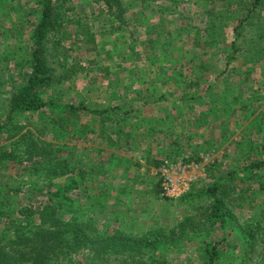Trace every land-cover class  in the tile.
Segmentation results:
<instances>
[{
  "label": "trees",
  "instance_id": "16d2710c",
  "mask_svg": "<svg viewBox=\"0 0 264 264\" xmlns=\"http://www.w3.org/2000/svg\"><path fill=\"white\" fill-rule=\"evenodd\" d=\"M94 1L106 7L109 26L102 34L104 37L109 33L120 37L121 33L125 32V26L130 24L129 15L133 17V23L139 26L140 19L146 17V10H151L153 4H161H159V9H156V12L163 17L158 26L159 30L151 32L147 28L151 39L146 40L145 44L155 54L157 53L156 47L161 48L159 51L162 57H153L152 65H159L157 71L163 70L162 76L167 78L161 81V84L163 86L171 84L173 89L168 92L172 94L170 96L175 99L174 102L178 103L174 107L180 106L181 108L187 105L188 109L185 112L183 107L180 109V112H183L180 114L183 121L186 116H189L187 115L189 111L195 112L196 122L205 120L204 116L207 118L212 116L213 120L224 122L222 125L224 131L229 126L241 124L239 118L249 120L257 112L256 101L264 97L259 94L258 90H253L254 95L250 97L251 100L246 101L240 87L245 81L252 82L256 73H260L264 84V0H190L193 7L198 10V15L202 16L200 21L202 26L196 24L190 27H188L186 15L180 12L182 0ZM19 2L22 3L20 7H18ZM3 3H7L14 11L23 6L24 9L26 6L33 8L30 12L36 17V21L29 31H26L25 21L20 20L16 23L9 18L10 20H7L11 22V28L6 33L0 30V37H7V32L13 31L15 44H18L22 50L26 44L25 41L30 42L28 56L21 54L18 57L17 52L11 49V44L0 41V63L4 61L6 65H10L13 61V68H9L8 75L5 74L7 79L0 78V85H3V89L10 88L7 93L5 112L3 116H0V167L9 162L33 164L32 177L35 180L32 183L29 202H34L36 197L42 196L47 197L48 201L47 203L41 202L36 209L22 205L12 208V214L9 215H19L20 219L11 221L9 218V227H5L4 230L0 228V264H63L66 257L78 254L84 249L90 250L99 260L115 258L121 259L120 264H149L150 255L155 250L162 252L160 248H165L160 246L164 244L160 236H163L166 243H171V245L174 242L176 245L184 243L187 245L198 239L197 248L208 256L209 264H217L220 259L219 262L223 264V255L220 252L222 250L218 248L221 241L209 242L210 238L220 228L222 229V241L226 242L228 236L238 226L242 234L241 245L238 248L242 251L240 255L235 254V256L232 253L236 246L233 247L234 250L230 254L233 257L229 259L228 264L239 262L241 264H264V248L260 247L264 246V232L259 233L263 224L257 223L254 219L243 225H237L235 221L237 220L235 210L241 207L243 202L249 200L246 194L253 189L250 188V183L256 182L259 191H264V160L262 159L249 158V161L243 162L238 168L216 179L207 190V194L211 197L209 205L202 209L197 217L185 219L169 232L161 229L154 232L157 240L150 238L153 243L148 244V236L136 239L122 233L116 235L100 233L92 223L81 221L75 215V204L67 202L65 197L67 188L55 182L60 177L66 176L67 168L71 169L70 161L59 160L58 146L42 137L49 132L58 138L60 131L65 136L68 135L69 131L65 129V126H74L76 123L71 121L67 115H75L83 111L99 116L103 118V121L106 120V115L111 114L113 123L124 122L130 125L131 132L129 133L122 132L123 127H111V131L115 130L116 135L114 132L113 134L117 137H122L123 133L126 138L135 137L137 131L134 130L142 129L143 122L140 123L141 119L137 118L136 121H132V124L128 111L120 112L123 109L121 107H112L113 109L98 107L91 110L82 104L64 103L60 98L62 86L72 80L79 69L84 70V67L80 66L68 67L61 55L67 38L71 37L69 28L73 24L70 17L74 11L73 0H0V6ZM167 16L174 17L171 23L173 29L167 27L169 24L166 21ZM228 29H231L230 33ZM82 30L83 32L78 34L85 35L84 43L95 44L97 42L95 33H92L93 27L86 28L85 26ZM152 35H156V38L153 39ZM183 37L192 40L191 45L195 48L194 51L186 54L187 57H191L189 62L192 64L188 67L190 75H185L181 68L185 58L183 51H179L180 60L170 61L175 54V51H172L179 48L178 44L184 39ZM107 38L109 42H113L110 36L107 35ZM174 40L177 41L175 47L173 46ZM84 48L86 50L87 47ZM129 48L132 53L135 51L133 46ZM199 50H201L200 53L197 52ZM124 53L125 51H112L113 55L121 57L122 62H127L128 57ZM214 53H220L217 58V74L215 73L217 81L210 83L207 77L208 72L213 71L215 58L212 54ZM107 58L112 60L111 57ZM196 59L198 60L195 61ZM91 64L95 65V62L92 61ZM222 67L224 69L221 71ZM97 69L103 74L107 71L100 67ZM223 74L226 76L220 82L218 78ZM232 78L239 80L235 87L229 81ZM113 80L109 79V82ZM111 82L110 90L121 88L120 85L117 86ZM204 84L207 87L201 91ZM204 94L208 100H213L214 106L209 107V102L204 105L202 102ZM150 97L151 99L148 100L150 103H165L168 99L167 93L158 98L152 95ZM197 105L207 106V109L198 108ZM212 110H214L213 115H211ZM169 112L165 117H168ZM192 121L190 117L187 118L186 125L193 127ZM225 121L229 123L228 126V123L225 125ZM255 122L251 127H247L244 135L245 141L239 147L242 152L251 153L254 150L251 140L254 132L264 133V125L255 124ZM116 128H120L121 131ZM74 132L73 130L72 133ZM8 133H12L10 139L15 140L11 143L12 147L9 144H3V137ZM260 143L259 148L264 152V135ZM71 171L75 172L76 169L73 168ZM78 171L79 169L76 177L70 179V187L78 185V178L79 182L86 180ZM243 185L247 187L245 189L240 187ZM7 210L4 203L0 201V227L2 218L8 216ZM68 214H71V217ZM233 224L236 225L233 226ZM228 229L231 230L228 231ZM164 257L160 260H152L156 261H154L155 264H168Z\"/></svg>",
  "mask_w": 264,
  "mask_h": 264
},
{
  "label": "rangeland",
  "instance_id": "374dc122",
  "mask_svg": "<svg viewBox=\"0 0 264 264\" xmlns=\"http://www.w3.org/2000/svg\"><path fill=\"white\" fill-rule=\"evenodd\" d=\"M73 1L74 11L70 14L73 24H70L69 28L71 37L67 38L61 55L68 67L80 66L84 67V70L79 69L73 79L62 86L60 98L64 103L82 104L91 110L98 107L102 109L121 107L123 109L120 112L128 111L131 123L139 118L144 127L134 130L137 132L133 138H126L125 133L122 137H117L115 130H113L115 135L111 131V127H123L122 132L129 133L131 132L130 125L124 122L113 123L111 114L105 116V121L86 111L67 115L71 121L76 123L74 126H65V129L69 131L68 135L65 136L60 131L58 138H55L47 132L42 137L49 143L58 146L59 160L67 159L70 161L71 169H76L73 172L67 168L66 176L60 177L55 182L67 188L65 197L69 204H75V215L81 221L92 223L100 233L106 232L110 235L122 233L136 239L148 236V244L153 243L150 238L157 240L154 232H158L159 229L169 232L185 219L197 217L200 211L209 205L211 197L207 194V190L216 179L238 168L243 162L249 161V158L264 160V152L259 148L264 133L256 134L254 132L251 139L254 150L251 153H246V151L244 153L239 148L245 141L244 135L247 132V127H251L255 121V124L264 125V98L256 101L257 112L249 120H241L238 116L241 124L229 126L224 131L222 130L224 122L213 120L212 116L209 118L204 116L205 120L196 122L195 112L189 111L187 113L189 116H186L183 121L180 117L183 112H180V109L183 107L185 112L188 109L187 105H183L181 108L180 106L174 107L178 103L174 102L175 99L168 92L173 89L171 84L163 86L161 81L167 79L162 76L163 70L157 71L159 65H152L153 57H162L161 51H159L161 48L157 46L155 54L145 44L146 40L151 39L149 30L146 29H150L151 32L159 30L158 26L163 17L156 12V9H159L161 4H153L151 10H146V17L140 19L139 26L133 23L134 19L129 15L130 24L125 26V32L121 33L120 37L112 33L106 34L104 37L102 34L109 26L104 4L96 3L94 0ZM20 6L22 3L19 2L18 7ZM25 9L23 6L14 11L9 8L7 3L0 6V30L3 31L2 33H6L11 28L12 24L7 20L9 18L16 23L20 20L25 21L26 31H29L32 24L35 23L36 17L31 13L33 8L26 6ZM180 10L188 19V27L196 24L202 26V22H200L202 16L198 15V10L193 7L190 0H182ZM167 17L166 21L169 23L167 27L173 29L171 23L174 17ZM85 26L86 28L93 27L92 33H95L97 38L95 44L84 43L85 35L78 34L83 32L82 29ZM230 31L231 29H228V33ZM107 35L113 39V42L108 41ZM194 35L192 32V36ZM14 37L13 31H8L7 37L1 36L0 41L11 44V49L17 52L18 57L21 54L28 56L30 42L26 40L22 50L18 44H15ZM152 38L155 39L156 35H152ZM183 38L179 42L178 46H180L178 49L176 48L177 50L170 49L172 52L175 51L173 59L170 61L180 60L179 51H183L185 58L181 68L185 75H190L188 67L192 64L189 62L191 57H187L186 54L194 51L195 48L191 45L192 40L188 37ZM176 42L174 40V47ZM130 46L135 48L133 53ZM84 47H87L86 50ZM113 50L114 52L125 51L124 54L128 57L127 62H122L120 56L113 55ZM106 52H108L107 57H111L112 60L106 57ZM197 52L200 53L201 50ZM219 55L220 53L212 54L215 60L213 61V71L208 72L207 79L210 83L217 81L216 66ZM92 61L95 62V65L91 64ZM12 63L10 65H6L4 61L0 63V78L7 79L9 68H13ZM98 67L107 69V74L106 72L105 74L101 73L97 69ZM222 69L224 67L220 68L221 71ZM259 74L254 75L252 82L245 81L241 84L240 91L244 94L246 101L251 100L250 97L254 95L253 90H258L259 94L264 97L263 79ZM225 76L223 74L219 77V81L222 82ZM109 79H114L115 81H110L111 84L120 85L121 88L110 90ZM9 81L11 82V80ZM229 81L234 87L239 83L237 78H232ZM206 87L204 84L201 91H204ZM8 91H10L9 87L3 89V85H0V116H3L5 112ZM165 93L168 95L165 103L148 102L151 95L158 98ZM142 97L144 98L142 99ZM202 100L204 105L209 102V107L215 105L213 100H208L205 94ZM197 107L207 109V106L197 105ZM168 110L170 114L168 113V117H165ZM213 113L214 110L211 111V115ZM189 117L193 120V127L189 124V126L186 125ZM235 118L237 119V117ZM225 122L226 125L228 122ZM112 123L113 126H111ZM120 128H116V130H120ZM73 130L74 133H72ZM11 134H5L3 137L4 145L11 146V143L15 142L10 139ZM33 167L34 165L31 163L25 165L14 162L6 163L5 166L0 167V201L8 209L9 216L2 218L1 230L9 227V218L11 221L20 219L19 215H9L12 214L11 210L16 205L36 209L41 202L47 203L48 199L45 196L36 197L34 202H29L32 183L35 180L32 177ZM78 169V173L80 172L86 180L79 182L78 178V185L70 187V179L76 177ZM166 170L170 171L172 177L180 179L181 184L184 180L189 192L178 198L166 196ZM250 184V188L253 189H250L246 194L249 200L243 202L242 206L235 210L237 219L235 221L237 225H243L253 219L257 223L261 222L263 227L259 233L262 234L264 232V191H259L256 182L252 181ZM240 187L245 189L247 186ZM251 192L255 193L251 194ZM68 215L71 217V214ZM230 230L228 229V231ZM241 235V229L238 226L228 236L226 242L222 241V229L220 228L210 238L209 242L221 241L218 248L222 250L220 252L223 255V264L230 263L229 259L233 257L230 256L234 250L233 247L236 246V249L232 254L240 255L242 250L238 247L241 245ZM160 238L164 243L160 246L165 248H160L162 252L155 250L150 255L149 264H155V260H160L164 256L168 264H209L208 256L197 248L198 239L187 245L186 243L176 245L174 242L173 246L171 243H166L163 236ZM260 247L264 248L263 245ZM166 248L168 250H165ZM152 259H155V262ZM120 261L121 259L115 258L99 260L90 250L84 249L78 254L66 257L62 263L120 264ZM219 261L217 264H221Z\"/></svg>",
  "mask_w": 264,
  "mask_h": 264
},
{
  "label": "built area",
  "instance_id": "2783aa9c",
  "mask_svg": "<svg viewBox=\"0 0 264 264\" xmlns=\"http://www.w3.org/2000/svg\"><path fill=\"white\" fill-rule=\"evenodd\" d=\"M168 164V162H167ZM169 165V164H168ZM170 168H171V165H170ZM185 170V169H184ZM165 178H166V187H165V190H166V196L168 197H173V198H178L180 197L181 195L183 194H186L188 193V187L185 186V181L182 180V184H181V181L180 179H176L174 177H172L170 175V171L169 170H166L165 171Z\"/></svg>",
  "mask_w": 264,
  "mask_h": 264
},
{
  "label": "crops",
  "instance_id": "0c3cea01",
  "mask_svg": "<svg viewBox=\"0 0 264 264\" xmlns=\"http://www.w3.org/2000/svg\"><path fill=\"white\" fill-rule=\"evenodd\" d=\"M168 111H169V110H168ZM168 111H167V112H168ZM162 114H164V113H162Z\"/></svg>",
  "mask_w": 264,
  "mask_h": 264
}]
</instances>
